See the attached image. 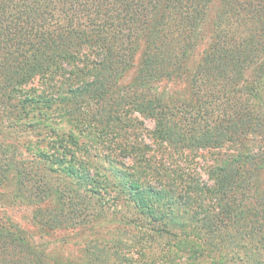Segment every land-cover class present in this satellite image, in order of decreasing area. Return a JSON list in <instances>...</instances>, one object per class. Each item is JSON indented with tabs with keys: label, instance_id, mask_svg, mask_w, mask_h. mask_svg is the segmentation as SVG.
<instances>
[{
	"label": "trees",
	"instance_id": "trees-1",
	"mask_svg": "<svg viewBox=\"0 0 264 264\" xmlns=\"http://www.w3.org/2000/svg\"><path fill=\"white\" fill-rule=\"evenodd\" d=\"M8 201L82 257L4 216L0 264H264V0H0Z\"/></svg>",
	"mask_w": 264,
	"mask_h": 264
},
{
	"label": "rangeland",
	"instance_id": "rangeland-1",
	"mask_svg": "<svg viewBox=\"0 0 264 264\" xmlns=\"http://www.w3.org/2000/svg\"><path fill=\"white\" fill-rule=\"evenodd\" d=\"M130 77V75L128 76ZM140 120L144 121V128L146 130L151 131L153 130L154 124L152 121L144 120L139 118ZM146 143H149V139H145ZM212 155L208 152H200L199 156H195L194 158L190 157H178L172 160H165L162 157V161L165 167H173L178 168L180 170H187L191 169L192 171H198L202 174L203 178L206 179V169L210 165ZM32 208L26 205H20L13 202L5 203L2 205L0 210V218L8 217L16 226L21 228L22 230L26 231L29 236H31L37 242H44L49 244V249L53 252H60L64 255L78 258L79 256L82 257V244H75L72 241L70 244L64 246L62 248V244L60 241L66 240L68 238H72L74 233H58L55 235H48L43 240H39L36 238V230L32 224Z\"/></svg>",
	"mask_w": 264,
	"mask_h": 264
}]
</instances>
